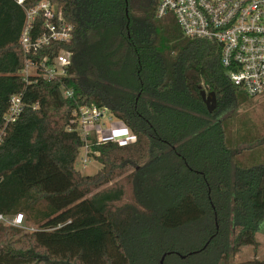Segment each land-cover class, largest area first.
I'll return each mask as SVG.
<instances>
[{
	"label": "trees",
	"instance_id": "16d2710c",
	"mask_svg": "<svg viewBox=\"0 0 264 264\" xmlns=\"http://www.w3.org/2000/svg\"><path fill=\"white\" fill-rule=\"evenodd\" d=\"M41 1L0 0V131L12 97L25 105L1 135L0 213L23 214L25 226L36 227L0 224V264H160L163 257L164 264H264L233 261L259 246L264 158L231 148L226 119L249 97L229 81L219 44L186 37L172 14L157 18L158 0H46L60 8L72 38L26 56L25 10ZM43 33L38 19L31 36ZM62 53L71 54L65 76L20 75L26 59L51 62ZM199 87L216 94L212 113ZM92 105L136 141L96 146L93 138L106 169L78 178L82 143L66 128L74 109ZM58 118L55 130L32 138L36 120ZM23 132L25 144L39 145L31 156L17 144ZM114 145L124 148L122 158Z\"/></svg>",
	"mask_w": 264,
	"mask_h": 264
},
{
	"label": "built area",
	"instance_id": "2783aa9c",
	"mask_svg": "<svg viewBox=\"0 0 264 264\" xmlns=\"http://www.w3.org/2000/svg\"><path fill=\"white\" fill-rule=\"evenodd\" d=\"M23 6L24 0H17ZM26 23L20 39L24 53L37 54L52 42H68L72 38L73 27L66 23L60 8L51 1H41L34 8L26 9ZM172 14L184 35L215 41L221 47V65L229 81L241 88L248 97L264 95V0H158L156 17ZM38 19L43 21L44 33L32 38L31 32ZM71 64V54L62 53L40 62L25 60L20 75L42 77L54 80L66 75ZM67 97L72 92L63 90ZM25 105L20 95L11 99V106L3 120V130L17 123L24 114ZM108 111L95 105L74 109L68 119L67 132L75 133L85 150L83 165L88 164L93 143H116L126 146L136 141V137L124 127L111 131L110 135L99 139V132L105 128L104 120ZM109 122L114 119L109 117ZM125 126V125H124ZM0 224L27 229L23 214L5 216L0 213Z\"/></svg>",
	"mask_w": 264,
	"mask_h": 264
},
{
	"label": "rangeland",
	"instance_id": "374dc122",
	"mask_svg": "<svg viewBox=\"0 0 264 264\" xmlns=\"http://www.w3.org/2000/svg\"><path fill=\"white\" fill-rule=\"evenodd\" d=\"M109 117H111L110 113H107V116L104 120L106 128L109 127ZM116 121V119H113ZM62 118H58L51 121H43L36 120V123L40 126V130L35 131L33 133V139L37 138L38 135H43V131H45L46 126H48V130H55L56 126L60 124ZM227 133L229 137V142L231 148L236 152H240L242 150L247 149V155L252 154L251 157L254 160H259L260 158H264V95L259 97L248 99L245 97H240L238 107L230 114V117L226 119L225 122ZM25 137V133L22 134V141ZM12 138H10L9 144L13 145ZM15 139V138H14ZM30 139V137H28ZM41 140L40 138H37ZM17 144H23L22 151L24 153H28L30 156L33 154V149L38 148L39 145L35 143V145L26 142L25 140L22 142L21 139L17 140ZM245 143V145H240ZM115 146V147H114ZM113 146V149L116 150L117 158H122L124 156V148L118 147L116 145ZM35 147V148H34ZM18 149V148H17ZM99 151L93 150L90 156L88 157V164L86 166L83 165V161L85 159V150L83 147H78L76 150V156L74 159V171L77 172L78 178H95L98 174L106 169L104 161L102 162L99 159ZM107 160V158L105 159ZM27 162L33 161V159H26ZM121 174V171H116L115 175ZM116 180V179H115ZM113 182V181H112ZM110 182V184L112 183ZM25 231H33L36 227L26 223ZM256 240L259 244L257 250L252 247L243 248L240 253L234 257L233 261L235 263H243L246 261H250L253 259H257L260 261L264 260V229L261 230L257 236Z\"/></svg>",
	"mask_w": 264,
	"mask_h": 264
},
{
	"label": "water",
	"instance_id": "95a60500",
	"mask_svg": "<svg viewBox=\"0 0 264 264\" xmlns=\"http://www.w3.org/2000/svg\"><path fill=\"white\" fill-rule=\"evenodd\" d=\"M201 92V97L204 102V104L207 107V110L209 113H212L216 107H217V97L215 93H207L205 90H203L201 87H199ZM165 257L162 258L160 261V264H164Z\"/></svg>",
	"mask_w": 264,
	"mask_h": 264
},
{
	"label": "crops",
	"instance_id": "0c3cea01",
	"mask_svg": "<svg viewBox=\"0 0 264 264\" xmlns=\"http://www.w3.org/2000/svg\"><path fill=\"white\" fill-rule=\"evenodd\" d=\"M124 124L118 120L114 121L113 119L110 121V125L109 127L106 128H103L100 130L99 132V139H102L104 137H107L110 135L111 131H114V130H122L124 128ZM101 143L100 144H97L96 146H100V145H105L106 143L108 142H102V140L100 141ZM120 146V145H119ZM94 150V149H93ZM92 153V152H91Z\"/></svg>",
	"mask_w": 264,
	"mask_h": 264
}]
</instances>
